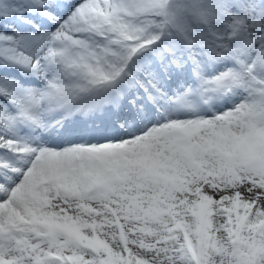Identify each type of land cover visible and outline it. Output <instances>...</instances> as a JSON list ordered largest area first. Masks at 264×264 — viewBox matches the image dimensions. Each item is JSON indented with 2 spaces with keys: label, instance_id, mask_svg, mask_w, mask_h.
<instances>
[{
  "label": "snow or ice",
  "instance_id": "1",
  "mask_svg": "<svg viewBox=\"0 0 264 264\" xmlns=\"http://www.w3.org/2000/svg\"><path fill=\"white\" fill-rule=\"evenodd\" d=\"M0 264H264V0H0Z\"/></svg>",
  "mask_w": 264,
  "mask_h": 264
}]
</instances>
